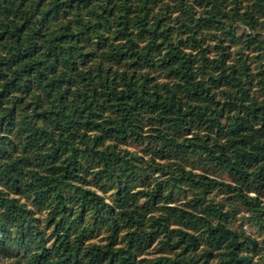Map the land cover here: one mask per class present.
Returning a JSON list of instances; mask_svg holds the SVG:
<instances>
[{
  "label": "trees",
  "instance_id": "1",
  "mask_svg": "<svg viewBox=\"0 0 264 264\" xmlns=\"http://www.w3.org/2000/svg\"><path fill=\"white\" fill-rule=\"evenodd\" d=\"M0 264H264V0H0Z\"/></svg>",
  "mask_w": 264,
  "mask_h": 264
}]
</instances>
